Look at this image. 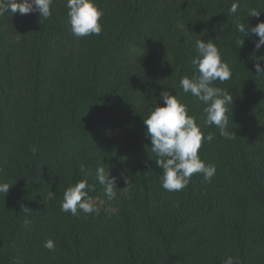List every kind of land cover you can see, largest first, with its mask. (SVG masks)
Wrapping results in <instances>:
<instances>
[{
  "label": "trees",
  "instance_id": "1",
  "mask_svg": "<svg viewBox=\"0 0 264 264\" xmlns=\"http://www.w3.org/2000/svg\"><path fill=\"white\" fill-rule=\"evenodd\" d=\"M95 2L102 32L83 38L71 33L67 0H54L47 19L0 16V182L13 185L0 193V264H264V77L255 70L264 46L256 52L259 37L236 27L264 21V0H239L237 14L235 0ZM199 39L213 40L233 70L214 82L233 97L232 136L202 127L215 138L198 154L215 175L169 192L143 119L170 92L203 125L205 105L180 87L198 75ZM98 166L117 178L114 199L95 179ZM81 179L98 211L62 212L65 190Z\"/></svg>",
  "mask_w": 264,
  "mask_h": 264
},
{
  "label": "clouds",
  "instance_id": "2",
  "mask_svg": "<svg viewBox=\"0 0 264 264\" xmlns=\"http://www.w3.org/2000/svg\"><path fill=\"white\" fill-rule=\"evenodd\" d=\"M54 0H0V16L5 13L27 15L39 13L43 19L51 16V6ZM68 23L73 36L83 38L90 35H100L102 24L100 23L104 12L98 7L95 0H67ZM240 8L239 0H235L229 12L237 14ZM261 12L249 9L248 16L260 17ZM237 30L245 37L258 36L255 42V51L258 52L264 46V21L250 27L248 24L237 22ZM243 44V41H238ZM196 56L192 59L198 75L191 78L185 76L180 80V87L184 93H190L203 105L205 117L203 125L197 124L196 118L189 114L188 106L181 102L178 95L170 92L161 93L160 99L164 106H156L150 109V114L143 119L146 128V138L150 139V150L157 159L155 163L162 169L160 175L161 186L164 190L181 191L185 189L194 174H202L204 180L210 181L216 173L214 164L205 163L199 156L202 143L213 141L214 134H204L202 127L216 126L222 137L231 139L232 134L227 130L229 117L227 115L229 105H233L231 93L220 87L214 86V82L221 83L231 79L233 70L227 61L222 59L219 47L208 40L199 39L195 43ZM258 61H264V56L257 57ZM256 76L264 77V68L260 63L255 64ZM81 172L85 167L81 165ZM96 181L103 186L104 194L108 199H114L117 195L116 177H111L104 166H98L95 170ZM127 185L122 191H127L131 186L129 177H124ZM13 185L0 182V193L5 196ZM94 187L89 185L87 179H81L75 185L68 187L63 194L61 211L78 215V210L85 214L98 211L93 198L89 196ZM30 223L25 220V225ZM43 247L49 251L55 250V242L47 239ZM224 264H239V261L229 256Z\"/></svg>",
  "mask_w": 264,
  "mask_h": 264
},
{
  "label": "rangeland",
  "instance_id": "3",
  "mask_svg": "<svg viewBox=\"0 0 264 264\" xmlns=\"http://www.w3.org/2000/svg\"><path fill=\"white\" fill-rule=\"evenodd\" d=\"M95 202H96V201H95ZM98 203H99V206H102V205H103L102 200H99Z\"/></svg>",
  "mask_w": 264,
  "mask_h": 264
}]
</instances>
